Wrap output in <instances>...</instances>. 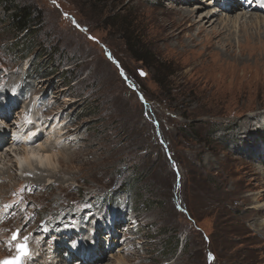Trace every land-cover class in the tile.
I'll return each mask as SVG.
<instances>
[{
  "label": "rangeland",
  "instance_id": "374dc122",
  "mask_svg": "<svg viewBox=\"0 0 264 264\" xmlns=\"http://www.w3.org/2000/svg\"><path fill=\"white\" fill-rule=\"evenodd\" d=\"M189 1L16 0L43 17L22 58L24 33H15L13 9L0 0V103L10 120L0 128L20 127L24 137L57 116L69 132L50 150L56 173L42 182L35 168H16L5 141L0 262L30 235L23 263L57 264L61 242L87 240V248L90 223L106 218L96 237L108 257L95 264H264V22L217 30L227 16L264 10L246 9L260 0H233L245 9L228 12L225 0ZM176 9L192 18L181 24ZM129 36L148 62L132 55ZM26 61L30 68L18 73ZM66 68L79 74L73 85L62 79ZM45 133L39 143L59 138ZM136 172L137 194L127 196L118 187ZM77 220L85 237L65 233ZM74 260L68 264H80Z\"/></svg>",
  "mask_w": 264,
  "mask_h": 264
},
{
  "label": "bare ground",
  "instance_id": "6f19581e",
  "mask_svg": "<svg viewBox=\"0 0 264 264\" xmlns=\"http://www.w3.org/2000/svg\"><path fill=\"white\" fill-rule=\"evenodd\" d=\"M176 1H178V3H180V4H186V3H190V1L189 0H176ZM202 2H206V4H208V0H201ZM259 2H261V3H259ZM258 3H257V5H248L247 6V8L246 9H249V10H251V9H262V10H264V6H263V4H264V2L263 1H259ZM223 3V2H222ZM224 4H225V6H224V8L226 7V9H228L227 10V12L228 11H231L232 9H234L235 7H237L238 9H245L244 8V4L243 3H236L235 1H233L232 0V2H231V0H225L224 1ZM198 6H200V5H198ZM182 7V6H181ZM233 7V8H232ZM236 9V8H235ZM248 11V10H247ZM176 12H178L179 14H180V16H181V18H180V23L182 24V23H185V21L187 20L188 21V19H191L192 18V13H193V11L192 10H184V9H176ZM233 12V11H232ZM258 13V12H257ZM214 14H216L215 12H212V13H206L205 15H204V17L202 18V25H199V27H200V29H201V27L203 26V22H207V21H209V18L211 17V16H213ZM243 14V13H242ZM240 15V16H239ZM179 16V17H180ZM178 17V18H179ZM244 17H246L244 20H241V19H243ZM211 19V18H210ZM264 17H261V16H253L252 15V13L251 14H249V15H245V13L243 14V15H241V14H236V15H231V16H227V18H223L220 22V24H219V28L221 27V29H217L218 30V32L220 33V32H222V31H224V30H229L230 29V25H228V24H230V23H232V24H235L236 22H239L238 23V26L239 27H241V29H243V23L246 21L247 23H250L251 24V22L252 23H260V24H262L264 21ZM176 22V21H175ZM228 22V23H227ZM225 23H227V25L225 26ZM175 25V24H174ZM178 25V24H177ZM189 27H193L194 25H195V23L193 22V20H191L190 21V23H189ZM247 25V24H246ZM264 26V25H263ZM167 27V26H166ZM233 27V26H232ZM176 29H178V28H176ZM175 29V30H176ZM184 29V28H183ZM200 31V30H199ZM217 32V31H216ZM216 32H213L214 34H217ZM173 33H174V31L173 32H171V33H169L166 37L168 38V37H171V36H173ZM175 34V33H174ZM244 36H245V38H246V44H249L250 46H251V44H255V43H250L251 42V35L248 33V32H245L244 33ZM257 41V40H256ZM229 44V47L228 48H230V43H228ZM240 46H242L243 44H239ZM26 63H27V61L25 62V64L24 63H22V64H24V65H21V67H19V69H18V73H20V74H22V72H24L23 70H25L26 69ZM12 92L13 91H11L10 90V92L6 95V97L10 100L9 102H14V103H16V98H17V96L16 95H12ZM36 102V99L34 98L33 99V103H35ZM4 102H1L0 103V121L1 120H4L5 118H6V114H5V104H3ZM28 118H25V120H27ZM10 120H7V119H5V121L4 122H9ZM30 123H31V121H26L25 122V124H27V125H30ZM33 123V122H32ZM61 125V119H58V117L56 116V119L52 122V124L50 125V126H46V128H43L42 126H40V125H38V124H36V125H33V127H32V129L31 130H29V133L27 134V135H25L24 137H23V135H22V133L20 132L22 129H20V127H19V132H16V131H13V133H12V127H11V129L10 128H7V129H5V128H0V151H2L3 150V145L5 144V141H11V143H10V145L11 146H9V149L10 150H7V153L10 155V157H12V158H14L15 160H16V168H17V166H22L23 165V167H27V166H31L30 168H35L36 170H35V174L33 175L34 177H35V179L36 180H38V182L39 181H41L42 182V177L44 176V177H52L51 176V174L50 173H56V171L54 170V169H52V168H50L49 166H50V157H51V155H50V150L53 148V147H57V145H59V147L61 146V141L59 140L60 138H61V136H65L66 134H68L69 132L67 131V132H61L62 131V129H59L58 127ZM12 126V125H11ZM8 127H10L9 125H8ZM41 127V128H40ZM26 129V128H25ZM41 130L43 131V132H41ZM41 132V133H40ZM45 132H48V133H53L52 135L55 137V136H58L59 138H55V139H53V141H47V138H46V141H44V142H41V143H39V139L40 138H42L43 137V134H46L47 135V133H45ZM47 137V136H46ZM9 138H11V140H9ZM49 138V137H48ZM262 139L264 140V133L262 134ZM8 142V143H9ZM20 143V144H19ZM35 143H38V144H35ZM7 144V143H6ZM18 144V145H17ZM63 144V143H62ZM36 145V146H35ZM12 146H15V147H13L12 148ZM8 148V147H7ZM5 149V148H4ZM68 155H71V154H68ZM4 156H6L5 154H0V157H3L4 158ZM9 158V157H8ZM64 159H66V158H63V157H60V158H58V159H56V161H57V163L61 166L62 164H64L65 165V163H66V160H64ZM3 160V159H2ZM5 160V159H4ZM3 162H5V161H3ZM9 164V163H8ZM3 167V166H2ZM7 167V166H6ZM54 168H55V166H54ZM3 169H4V167H3ZM40 169H41V171H40ZM2 170V169H1ZM30 171V170H29ZM39 171V172H38ZM31 172V171H30ZM34 172V171H33ZM9 173V172H8ZM43 173H45L46 175H44ZM2 174V173H1ZM53 175V174H52ZM57 175V174H56ZM48 179V178H47ZM37 182V183H38ZM34 183V182H33ZM261 197H262V195H261ZM105 219V218H104ZM95 219H93V224L94 225H96V224H98L99 223V221L97 220H95ZM262 222L264 223V219L262 220ZM92 223H90V226H92L91 225ZM100 224V223H99ZM95 227V226H94ZM78 230H77V229ZM81 228V227H80ZM100 228H103L102 226L100 227ZM74 231H72L73 233H77V234H82V236H86L87 235V232H86V230H83V228L82 229H79L78 227H74ZM90 229H91V227H90ZM93 229H95L96 231H93V230H90L91 232H89L88 233V236H89V239H88V241H92V240H94V242H95V244H94V249L96 250V251H98V249L100 250V252H96L97 254H95V253H93L92 255H90L88 258H85V259H88L87 261L88 262H90V264H95V263H101V262H104V260L105 259H107V255L108 254H105V256L103 255V250L105 249H103L101 246L99 247V245H98V243H96V235L98 236V230L96 229V228H93ZM76 231V232H75ZM79 231V232H78ZM93 231V232H92ZM81 232V233H80ZM81 236V235H80ZM29 239H31L32 240V237L30 238V235H29V238H28V241H29ZM87 240H85V242H86ZM85 242H83V243H85ZM110 244V243H109ZM108 243H107V245H109ZM72 244L70 243V244H67V246L68 247H72L71 246ZM64 247V244H62L61 246L59 245L58 247H57V251L61 254V256H60V258L59 257H57V259L55 258V262H57V264H67V260H66V258L64 257V252H61V250H59V249H62ZM110 247V246H109ZM109 247L108 248H106V249H109ZM65 248V247H64ZM103 250H102V249ZM66 250V249H65ZM72 250H74V248L72 249ZM109 252H110V249H109ZM32 255V254H31ZM30 255V256H31ZM68 255H71V252H69L68 253ZM101 255H103L104 257L103 258H101ZM30 256L28 257V259L30 258ZM9 258H13V257H9ZM9 258H6V259H9ZM61 260V262L62 263H60V262H58V261H60ZM122 260V259H121ZM125 260V259H124ZM93 262V263H92ZM119 262H120V260H119ZM124 262V261H123ZM52 264H54V262H52ZM122 264V263H121Z\"/></svg>",
  "mask_w": 264,
  "mask_h": 264
},
{
  "label": "trees",
  "instance_id": "16d2710c",
  "mask_svg": "<svg viewBox=\"0 0 264 264\" xmlns=\"http://www.w3.org/2000/svg\"><path fill=\"white\" fill-rule=\"evenodd\" d=\"M6 2H9V6L7 9H13V12L10 13L8 16V19L11 20V26L13 27V30L15 33H24L22 37H20L17 41V44L19 43V50L21 53L22 58L27 57V53L32 51L34 48V42L31 37L32 35L35 34V31L38 30L39 27H42V13L38 12L35 10V7L30 5V4H24L22 5L21 3H16V0H5ZM9 26V27H11ZM132 37L129 36L128 38V43H130V39ZM26 39V41H25ZM29 39V41H28ZM31 40V41H30ZM130 47L133 51L132 55L136 57L138 60L143 61V62H148V53L143 51L145 49L144 47L139 46L136 42L130 43ZM139 50V51H138ZM23 53V54H22ZM40 51L36 52L35 58L36 60H39ZM34 58V60H35ZM41 67V66H40ZM33 69V68H32ZM42 69V68H39ZM57 69H52L50 71H43L42 75H52L54 72H56ZM63 76L62 79L64 82L69 84L72 82V85L76 83L77 78L79 77V74H74L73 70H70L69 68H66L62 71ZM77 97H81L82 95H76ZM138 172H136V175L132 177L129 182L123 181L121 185L118 187L119 190H123L126 195L128 196L129 194H137L136 193V184L138 182V179L140 176H138ZM138 176V177H137ZM125 186V187H124ZM118 190L115 191V196ZM179 242H176V245L174 246V250L176 247L178 248ZM173 251V249L171 250Z\"/></svg>",
  "mask_w": 264,
  "mask_h": 264
},
{
  "label": "water",
  "instance_id": "95a60500",
  "mask_svg": "<svg viewBox=\"0 0 264 264\" xmlns=\"http://www.w3.org/2000/svg\"><path fill=\"white\" fill-rule=\"evenodd\" d=\"M19 245H24L26 247L27 252H28V247H27L26 243L19 244ZM16 250H17V254L13 258L4 259L3 261H8V262H10V264H23V256L24 255L21 254V252L18 250V247Z\"/></svg>",
  "mask_w": 264,
  "mask_h": 264
},
{
  "label": "snow or ice",
  "instance_id": "6c2138e0",
  "mask_svg": "<svg viewBox=\"0 0 264 264\" xmlns=\"http://www.w3.org/2000/svg\"><path fill=\"white\" fill-rule=\"evenodd\" d=\"M12 239L13 240L17 239V234H13ZM25 240H27L26 237H25ZM17 247H18V250L21 252L22 255L27 254V250H26V247L24 245H18ZM0 264H10V262L3 261V262H0Z\"/></svg>",
  "mask_w": 264,
  "mask_h": 264
}]
</instances>
